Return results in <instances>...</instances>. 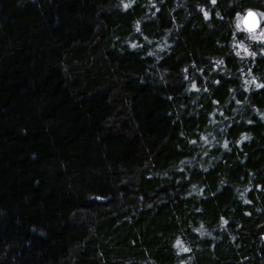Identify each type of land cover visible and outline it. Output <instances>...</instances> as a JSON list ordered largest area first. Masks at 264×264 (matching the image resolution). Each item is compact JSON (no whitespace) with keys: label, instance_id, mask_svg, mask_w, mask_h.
<instances>
[{"label":"trees","instance_id":"trees-1","mask_svg":"<svg viewBox=\"0 0 264 264\" xmlns=\"http://www.w3.org/2000/svg\"><path fill=\"white\" fill-rule=\"evenodd\" d=\"M264 0H0V264H264Z\"/></svg>","mask_w":264,"mask_h":264},{"label":"water","instance_id":"water-1","mask_svg":"<svg viewBox=\"0 0 264 264\" xmlns=\"http://www.w3.org/2000/svg\"><path fill=\"white\" fill-rule=\"evenodd\" d=\"M252 10V9H249ZM246 10L240 18V25L242 30L246 31V32H253L257 29H259L260 25H261V18L259 17V15L257 14V12L255 10H252L256 15L255 17H248V11ZM255 21V27L250 29V24Z\"/></svg>","mask_w":264,"mask_h":264},{"label":"rangeland","instance_id":"rangeland-1","mask_svg":"<svg viewBox=\"0 0 264 264\" xmlns=\"http://www.w3.org/2000/svg\"><path fill=\"white\" fill-rule=\"evenodd\" d=\"M253 10V9H252ZM261 25L259 27V29L253 31V32H246L247 33V37L249 41H257L259 36L262 35L264 37V19H261ZM239 25H240V20H239ZM241 27V25H240ZM244 31V30H243Z\"/></svg>","mask_w":264,"mask_h":264},{"label":"snow or ice","instance_id":"snow-or-ice-1","mask_svg":"<svg viewBox=\"0 0 264 264\" xmlns=\"http://www.w3.org/2000/svg\"><path fill=\"white\" fill-rule=\"evenodd\" d=\"M212 2L214 3L215 2V0H212ZM255 13L252 11V10H249L248 11V17H255ZM255 27V21H253L251 24H250V29L251 28H254Z\"/></svg>","mask_w":264,"mask_h":264}]
</instances>
